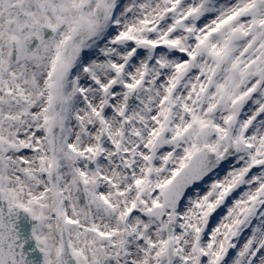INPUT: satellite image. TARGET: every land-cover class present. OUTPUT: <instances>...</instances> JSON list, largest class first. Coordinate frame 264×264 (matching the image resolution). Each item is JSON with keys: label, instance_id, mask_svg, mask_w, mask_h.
<instances>
[{"label": "snow or ice", "instance_id": "obj_1", "mask_svg": "<svg viewBox=\"0 0 264 264\" xmlns=\"http://www.w3.org/2000/svg\"><path fill=\"white\" fill-rule=\"evenodd\" d=\"M0 264H264V0H0Z\"/></svg>", "mask_w": 264, "mask_h": 264}]
</instances>
